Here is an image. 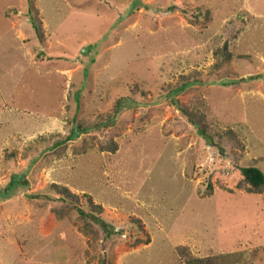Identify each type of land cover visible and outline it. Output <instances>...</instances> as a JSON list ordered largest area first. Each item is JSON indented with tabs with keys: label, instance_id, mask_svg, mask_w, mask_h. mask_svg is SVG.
<instances>
[{
	"label": "rangeland",
	"instance_id": "1",
	"mask_svg": "<svg viewBox=\"0 0 264 264\" xmlns=\"http://www.w3.org/2000/svg\"><path fill=\"white\" fill-rule=\"evenodd\" d=\"M251 165L264 170V0H0V264H187L179 246L264 264Z\"/></svg>",
	"mask_w": 264,
	"mask_h": 264
},
{
	"label": "trees",
	"instance_id": "2",
	"mask_svg": "<svg viewBox=\"0 0 264 264\" xmlns=\"http://www.w3.org/2000/svg\"><path fill=\"white\" fill-rule=\"evenodd\" d=\"M134 4H136V2H134ZM33 22L35 21L33 20ZM36 29L39 32L38 26H36ZM227 48L228 46L226 45V47H224L220 51H217V53L219 54V60L221 59L220 61L218 60L220 63L228 60V58L230 59L231 57V53L228 52ZM196 83H201V79L199 80L196 78L195 80H187L183 82V84L173 89L172 93L174 95L181 94L186 89H188L189 87H191L192 85ZM126 97L127 96H124V98L122 97L119 100L117 109H115L113 115H110V117L105 118L107 123H111L112 121H115V119H117L118 114H119V109L125 106L124 104H125ZM89 127L91 128L92 126H89ZM202 129H203V133L204 132L206 133L205 126H202ZM87 130H88L87 127H84V128L78 127L76 130L72 131V133L66 139L79 138ZM58 143H63V141L61 142V140H59ZM109 144L113 147V149L116 148V144H113L112 142H110ZM21 180L23 181L25 179L22 178ZM11 185H14V183ZM240 185H243L245 189L250 193H264V170L256 165H251V166L242 168V179H241ZM51 186L55 189V191L59 193V195L62 197V199L65 202L71 201L74 204L81 203L82 205L88 206L93 213L99 216H103V217L106 216L109 219L116 220L117 218L116 213L112 211H108L105 209V207L102 204L96 203L94 201L93 196L90 193L78 192V191L73 190L69 186L59 185L55 182H53ZM92 215L94 217H97L94 214ZM128 218L130 221L138 223L139 227L142 228V224H140L142 223L140 218H137L136 216H129ZM138 244H139V241L136 243V245ZM178 252L180 253V255L185 257L184 260L187 264H220L219 258L217 256L196 257L189 252V248L187 246H179Z\"/></svg>",
	"mask_w": 264,
	"mask_h": 264
}]
</instances>
